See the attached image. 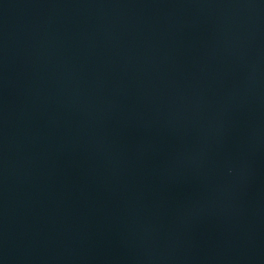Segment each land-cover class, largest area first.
Returning a JSON list of instances; mask_svg holds the SVG:
<instances>
[{
	"label": "water",
	"instance_id": "obj_1",
	"mask_svg": "<svg viewBox=\"0 0 264 264\" xmlns=\"http://www.w3.org/2000/svg\"><path fill=\"white\" fill-rule=\"evenodd\" d=\"M0 264H264V0H0Z\"/></svg>",
	"mask_w": 264,
	"mask_h": 264
}]
</instances>
